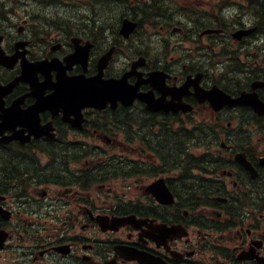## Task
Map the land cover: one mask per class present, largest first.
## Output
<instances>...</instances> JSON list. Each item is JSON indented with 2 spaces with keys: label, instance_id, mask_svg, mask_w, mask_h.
<instances>
[{
  "label": "flooded vegetation",
  "instance_id": "af4514ba",
  "mask_svg": "<svg viewBox=\"0 0 264 264\" xmlns=\"http://www.w3.org/2000/svg\"><path fill=\"white\" fill-rule=\"evenodd\" d=\"M34 1L0 0L4 264H264V112L232 103H264V14L239 24L254 30L240 41L197 18L136 40L139 20L127 39L90 13L70 30ZM74 38L91 47L69 65ZM77 76L95 92L125 76L145 101L79 109L63 86ZM160 182L175 204L149 195Z\"/></svg>",
  "mask_w": 264,
  "mask_h": 264
},
{
  "label": "rangeland",
  "instance_id": "374dc122",
  "mask_svg": "<svg viewBox=\"0 0 264 264\" xmlns=\"http://www.w3.org/2000/svg\"><path fill=\"white\" fill-rule=\"evenodd\" d=\"M59 1L60 3L53 4L50 3V0H35L31 3V7L35 11H39V14L42 17H45L47 19H56V23L61 22L62 18L66 16V28H77L80 26L83 17L88 13H95L96 15H105L103 17V23L106 25L115 23V21L120 16V7L112 6L111 4L108 7H101L100 5L96 6L95 8H89L88 5H84L87 0H55ZM106 2H110L109 0H105ZM166 1V2H165ZM130 3L128 4V7H124L123 10L125 12H131L130 9L135 10L134 4L140 3L143 6V2H146L145 0H129ZM159 2L162 3L161 10L158 11V13L162 16L161 19H171L169 21H163V22H170L172 18L175 20L174 23L170 25V30L177 26L178 21L180 22H187V19L190 18L191 13L190 10H197V14L199 18H206V21H211L212 15L215 12V10L218 11V8H220V11L222 14L226 15L228 18L227 20H230V23L234 18H236V21H234L233 24L238 22H248L249 17L245 15V13L253 12L256 13L257 9L253 8V6H247L246 3H242L241 0H225V3H218L220 5H216V0H159ZM51 4V6H50ZM29 7V5H27ZM145 10V9H144ZM205 11L206 16L201 17L200 13ZM244 13V14H242ZM136 16V14H135ZM232 16V18H229ZM56 17V18H55ZM141 19V28L139 32L134 36L136 40H142L145 37H155L157 36V32H160V24H155L156 28L152 26V24H149L151 20H148L147 18H143L140 16ZM161 19H159L161 21ZM232 24V23H231ZM188 28H190L188 26ZM234 28H238V26H235ZM234 30V29H232ZM181 34H184V31L182 33L177 32H171L170 36H172L174 39H180L182 36ZM169 36V37H170ZM178 45H182L183 48H189L191 47V43L184 42V43H178ZM152 180V178H140L141 183L148 182ZM118 186V192L124 194V195H138V188H136L134 183V178H118L115 182ZM127 186L134 187V190L128 191ZM126 195V196H127ZM2 260H0V264H2Z\"/></svg>",
  "mask_w": 264,
  "mask_h": 264
},
{
  "label": "water",
  "instance_id": "95a60500",
  "mask_svg": "<svg viewBox=\"0 0 264 264\" xmlns=\"http://www.w3.org/2000/svg\"><path fill=\"white\" fill-rule=\"evenodd\" d=\"M136 28V23L131 22L127 19L123 20L122 26L120 29V35L127 38ZM248 31H239L233 35L235 39H241L242 36L249 34ZM75 43V41H73ZM88 47L80 49L76 47V52L72 58L82 59L86 61ZM100 78V77H99ZM125 76L119 81H106L102 83V87L99 91L95 92L90 86L86 88L78 82V79H70L66 81V100L70 103H77V108L82 107H94L101 108L107 101L115 104L117 101H120L125 106H128L132 103L135 97L145 101V98L142 95L136 94V88L133 89L134 92H128V90L123 86V81ZM62 87V86H61ZM57 90V89H56ZM56 94H62V91H56ZM55 96V95H54ZM235 103H243L252 106L257 112L259 110H264V105L258 106V101L255 95L247 97H241L240 99L234 100ZM166 109V106H157L156 109ZM169 109V107L167 108ZM260 113V111H259ZM162 184V182H160ZM165 189V188H164ZM167 190V189H165ZM159 199V197H158ZM164 203H169L171 201V196L165 191V199L161 200ZM4 233L0 232V243L4 240Z\"/></svg>",
  "mask_w": 264,
  "mask_h": 264
},
{
  "label": "trees",
  "instance_id": "16d2710c",
  "mask_svg": "<svg viewBox=\"0 0 264 264\" xmlns=\"http://www.w3.org/2000/svg\"><path fill=\"white\" fill-rule=\"evenodd\" d=\"M106 5H108V4L103 1V6H106ZM151 7L152 8H149V12H151L153 15H159L158 11H162L161 10V3L157 2L156 0L153 1V4ZM257 7H258L259 11L264 12V4L263 3L257 4ZM141 11L145 12V10L142 8H141ZM144 14H146V13H144Z\"/></svg>",
  "mask_w": 264,
  "mask_h": 264
}]
</instances>
